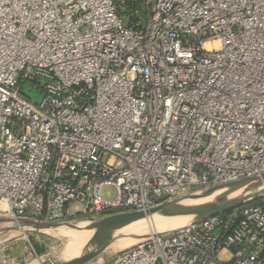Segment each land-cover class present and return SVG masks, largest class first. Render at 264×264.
Returning <instances> with one entry per match:
<instances>
[{"label": "built area", "instance_id": "2783aa9c", "mask_svg": "<svg viewBox=\"0 0 264 264\" xmlns=\"http://www.w3.org/2000/svg\"><path fill=\"white\" fill-rule=\"evenodd\" d=\"M130 1L0 0V217L91 221L264 172V0ZM106 264H264V193Z\"/></svg>", "mask_w": 264, "mask_h": 264}, {"label": "water", "instance_id": "95a60500", "mask_svg": "<svg viewBox=\"0 0 264 264\" xmlns=\"http://www.w3.org/2000/svg\"><path fill=\"white\" fill-rule=\"evenodd\" d=\"M219 189H225L211 200L188 202L185 199H199L210 196ZM264 193V172L261 175L246 177L241 180L219 184L205 189L199 194H191L160 202L145 210H129L115 212L99 219L88 221L84 227L70 221L47 222L33 218L13 219L0 217V238L11 232L34 233L70 225L74 228H84L95 232L96 245L68 260L54 259L55 264H87L100 255L111 242V234L141 220L160 218H178L191 216L189 221H197L206 217L223 214L244 206Z\"/></svg>", "mask_w": 264, "mask_h": 264}, {"label": "rangeland", "instance_id": "374dc122", "mask_svg": "<svg viewBox=\"0 0 264 264\" xmlns=\"http://www.w3.org/2000/svg\"><path fill=\"white\" fill-rule=\"evenodd\" d=\"M22 91L35 102H41L44 95L43 91L33 86L30 81L24 84ZM103 192L104 196L107 198H114L116 195V190L113 186H104ZM199 193L200 192L196 194ZM191 194L195 193H188L183 195L182 197L185 198ZM76 206L78 207V204H72V209L76 210ZM64 221H70L77 224L81 222L83 223L82 225H85L84 223H88L87 218L82 213L76 211H74L73 214L70 217L66 218ZM134 227L126 229L125 232H120V234L118 235L116 232H113L111 234L110 244L100 255H98L95 259L91 260L87 264L110 263L118 256V254L122 250L131 247L138 240L149 235L151 232L155 233L154 228L158 229L157 223L151 219L145 220L143 224H141L140 229L137 225ZM86 233L90 235L89 232L86 231ZM121 237H128L127 239H130L132 241L131 243L129 242L126 244H122L121 242H123V240L125 239L120 240ZM4 239H8L9 242L13 245L14 254L16 258H18V264H30L40 257L50 258L49 261L53 260L54 258L56 259L58 254L61 253V249L63 248V246H65L69 242L70 237L67 234H63L61 232L41 231L28 234L24 232H11L1 237L0 241Z\"/></svg>", "mask_w": 264, "mask_h": 264}, {"label": "bare ground", "instance_id": "6f19581e", "mask_svg": "<svg viewBox=\"0 0 264 264\" xmlns=\"http://www.w3.org/2000/svg\"><path fill=\"white\" fill-rule=\"evenodd\" d=\"M224 190L225 189H219V190L215 191L213 194H211L210 196L202 197V198H199L196 200L187 198V199H185V201L200 202L203 200H211V199L215 198L216 196H218L220 193H222ZM191 218H192L191 216H184V217H178V218L155 217L154 219H151V220H154L158 225L159 231L157 228H154L155 233L156 232L157 233H164V232L171 231V230H174V229H177V228L184 226L185 224H187L189 222V220ZM144 221L145 220H141V221L136 222L132 225H129L123 229L116 230L115 232L118 235V234H120V232H125L126 229H129V228L134 227L136 225L139 226V229H140V226H141V224H143ZM82 224L83 223L80 222L78 224V226L84 227L86 225V223H84L85 225H82ZM138 224H140V225H138ZM134 228H136V227H134ZM134 228H132V229H134ZM81 230H80V228H74V227H71L70 225H67V224L62 225L58 228L46 230V231L61 232L63 234H67L70 237L69 242L65 246H63V248L61 249V253L58 254L56 259L54 258L55 260L59 261V257L61 260H68V259L74 258L78 255H81L85 251L92 249L96 245L95 232L93 230H88V229H84V228H81ZM86 231L89 232L90 235L88 233H86ZM151 233H154V232H151ZM127 238L128 237H121L120 240L125 239L121 243L122 244H126L129 242L131 243L132 240L127 239ZM49 259L50 258H47V257H40L39 259H36L34 262H32L30 264H55L54 259L51 261H49Z\"/></svg>", "mask_w": 264, "mask_h": 264}, {"label": "trees", "instance_id": "16d2710c", "mask_svg": "<svg viewBox=\"0 0 264 264\" xmlns=\"http://www.w3.org/2000/svg\"><path fill=\"white\" fill-rule=\"evenodd\" d=\"M127 8H128V9H131V8H132V2H131L130 0H129V2L127 3ZM257 202H258V198L252 200L251 202H249V204H256ZM240 208H241V207H240ZM240 208H237V209H235V210H239ZM235 210H233V211H235ZM233 211L225 212V213H223V214H228V213H231V212H233Z\"/></svg>", "mask_w": 264, "mask_h": 264}]
</instances>
